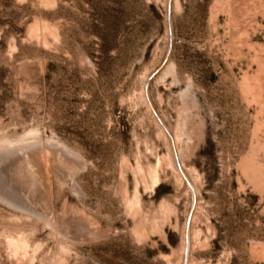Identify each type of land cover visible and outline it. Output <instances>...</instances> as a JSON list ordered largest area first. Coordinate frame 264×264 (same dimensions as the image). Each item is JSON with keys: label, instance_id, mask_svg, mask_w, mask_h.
<instances>
[{"label": "rangeland", "instance_id": "obj_1", "mask_svg": "<svg viewBox=\"0 0 264 264\" xmlns=\"http://www.w3.org/2000/svg\"><path fill=\"white\" fill-rule=\"evenodd\" d=\"M0 264H264V0H0Z\"/></svg>", "mask_w": 264, "mask_h": 264}, {"label": "bare ground", "instance_id": "obj_2", "mask_svg": "<svg viewBox=\"0 0 264 264\" xmlns=\"http://www.w3.org/2000/svg\"><path fill=\"white\" fill-rule=\"evenodd\" d=\"M23 144V143H22ZM39 144V143H38ZM24 145V144H23ZM25 145H27V144H25ZM33 145V144H32ZM35 145V144H34ZM37 145V144H36ZM21 146V145H20ZM29 146V145H28ZM31 146V145H30ZM15 149H16V147H15ZM25 149V148H24ZM30 149V148H29ZM14 201H15V199H14Z\"/></svg>", "mask_w": 264, "mask_h": 264}]
</instances>
